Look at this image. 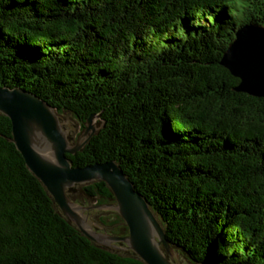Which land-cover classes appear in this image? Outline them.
I'll use <instances>...</instances> for the list:
<instances>
[{"label":"trees","instance_id":"16d2710c","mask_svg":"<svg viewBox=\"0 0 264 264\" xmlns=\"http://www.w3.org/2000/svg\"><path fill=\"white\" fill-rule=\"evenodd\" d=\"M244 24L264 25V0H0V87L82 128L98 114L66 157L116 162L190 264H264V98L220 64ZM10 137L0 114V264H145L68 223ZM68 196L114 201L100 180Z\"/></svg>","mask_w":264,"mask_h":264},{"label":"water","instance_id":"95a60500","mask_svg":"<svg viewBox=\"0 0 264 264\" xmlns=\"http://www.w3.org/2000/svg\"><path fill=\"white\" fill-rule=\"evenodd\" d=\"M220 64L239 79L237 92L264 98V25L244 24L222 53ZM0 114L11 124L9 139L20 153L27 169L42 184L68 223L99 247L111 251H131L145 264H190L176 253L160 221L133 184L114 161L72 166L66 154L81 150L99 127V115H89L81 132L77 121L63 113L59 116L44 100L21 88L0 87ZM100 180L114 201L87 205L72 201L68 192L76 185ZM72 194H77V190ZM114 212L127 227L118 236L105 231L94 216Z\"/></svg>","mask_w":264,"mask_h":264},{"label":"rangeland","instance_id":"374dc122","mask_svg":"<svg viewBox=\"0 0 264 264\" xmlns=\"http://www.w3.org/2000/svg\"><path fill=\"white\" fill-rule=\"evenodd\" d=\"M59 116H63V113H60L59 114ZM68 116L69 117H71L73 120H75V121H77L76 120V118L73 116V115H71V114H69L68 113ZM77 124H78V129H77V131H76V133H74V135H73V138H72V142H74L75 141V139H76V137L78 136V134L81 132V126H80V123L77 121ZM76 197H77V194H76ZM87 205H96V201L94 200L93 202H89V203H87ZM108 212L109 211H107V212H105V213H103L102 215H101V217L104 219V220H106V221H114L115 220V217L113 216V214H108ZM100 216V213L98 214V215H95L94 216V219L97 221V218ZM98 222V221H97ZM98 223H100V222H98ZM122 223V222H121ZM101 224V223H100ZM102 225V224H101ZM105 231H107V230H105ZM108 233H109V231H107ZM183 264H187V263H185V262H183Z\"/></svg>","mask_w":264,"mask_h":264}]
</instances>
